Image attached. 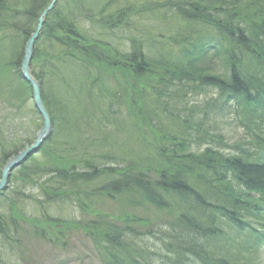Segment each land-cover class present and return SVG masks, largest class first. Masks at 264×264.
<instances>
[{"label": "trees", "instance_id": "trees-1", "mask_svg": "<svg viewBox=\"0 0 264 264\" xmlns=\"http://www.w3.org/2000/svg\"><path fill=\"white\" fill-rule=\"evenodd\" d=\"M52 1L0 0L9 121L29 112L24 50ZM34 51L54 131L0 194V264H19L3 257L21 235L64 247L74 229L101 264L259 262L264 0H60ZM37 121L18 141L1 124L0 178ZM105 198L135 213L92 208ZM149 207L165 220L136 214Z\"/></svg>", "mask_w": 264, "mask_h": 264}, {"label": "rangeland", "instance_id": "rangeland-1", "mask_svg": "<svg viewBox=\"0 0 264 264\" xmlns=\"http://www.w3.org/2000/svg\"><path fill=\"white\" fill-rule=\"evenodd\" d=\"M2 60L0 55V88L3 87V83L5 82V73L4 69H2ZM18 85V84H17ZM22 87H19V92H21ZM29 109L28 114L26 115L22 114L20 117H17L14 121H9L10 113H12L11 108L8 104L2 103L0 100V130L1 126L4 127L3 123L4 120H7V123L5 124V127H9L12 130V134L7 128L8 131L7 134H11L12 140L18 141V140H24L28 136V133L33 137V133L38 130L39 126L34 124V119L39 120L37 122H43L42 119H40L38 116L36 117L33 112L36 111L35 104L33 102V99H29L26 102V105L23 109V111H26ZM38 113V112H37ZM39 115V114H38ZM14 118V117H13ZM52 118V117H51ZM7 125V126H6ZM2 127V128H3ZM4 127V128H5ZM241 131H233L231 132L232 138L234 140H237L240 138ZM4 145V140H0V155L2 152V149H4L1 145ZM8 143L5 142V146ZM17 147H20L19 143ZM30 146V145H28ZM27 146V147H28ZM12 147L9 146V149ZM27 149V148H26ZM25 149V150H26ZM23 150V151H25ZM22 151V152H23ZM21 153V152H20ZM30 159V157H29ZM15 192L12 191L10 193V196H13ZM16 194V193H15ZM122 201L116 200V203L109 199L105 198L104 200L100 201H94V203H91L94 209L95 206L99 208V210L103 212H112L116 215V213H135L133 210H131L130 206H125L123 204H119ZM90 204V205H91ZM0 207V211H4ZM58 211L60 215L65 210V206L60 203L58 205ZM6 208V207H5ZM102 208V209H100ZM150 208V207H149ZM60 210V211H59ZM75 209V212H77ZM78 212L76 213V215ZM91 214L94 216V212H91ZM136 214H141L149 218L153 224H159L162 223L165 220V216L162 214H157V212H154L152 208L145 210V211H139ZM58 215V213L56 214ZM84 215L86 219H93L95 216H89ZM81 215H77V217H80ZM93 217V218H91ZM98 220V219H95ZM93 220V221H95ZM61 239L65 238L67 244L64 247H56L54 244H51L50 242L46 240H39L34 236L28 237L27 235H21L20 238H18L19 242L18 245H10L7 248V251L4 254L3 259L5 261H12L13 263H19V264H101L102 263V256L100 252L95 249V246L93 244V241L88 237V235H84L82 233V230L74 229V230H66L65 235ZM63 240V239H62ZM61 241V240H60ZM61 243V242H60ZM5 250V249H4ZM257 264H264V252H262L261 259Z\"/></svg>", "mask_w": 264, "mask_h": 264}, {"label": "water", "instance_id": "water-1", "mask_svg": "<svg viewBox=\"0 0 264 264\" xmlns=\"http://www.w3.org/2000/svg\"><path fill=\"white\" fill-rule=\"evenodd\" d=\"M58 1L60 0H53L48 6V8L43 11V14L41 15L39 20V24L36 28L37 30L33 33L25 47V55L22 64L23 80L26 83H29L32 87L33 102L35 104V109L37 110L38 114L42 117L44 126L38 132L36 141L32 145L28 146L25 151L19 153L16 157L11 159L4 167V171L0 179V194L8 188L11 173L15 171L18 167L26 163L29 157L38 153L42 145L52 136L51 134L53 132L54 125L52 124L51 114H49L46 104H44L43 101V94L41 93L42 85L37 80V78L34 77L33 72H31V66L35 54V46L43 31V26L45 24L47 16L51 12H53L55 5L58 3Z\"/></svg>", "mask_w": 264, "mask_h": 264}]
</instances>
